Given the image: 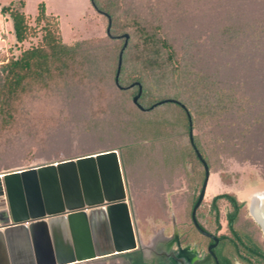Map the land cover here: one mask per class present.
<instances>
[{
  "label": "trees",
  "instance_id": "1",
  "mask_svg": "<svg viewBox=\"0 0 264 264\" xmlns=\"http://www.w3.org/2000/svg\"><path fill=\"white\" fill-rule=\"evenodd\" d=\"M227 1L232 2L234 9L228 11L229 15L225 13L227 16L216 15L214 20L207 16V9L194 12L175 9L180 4L178 0L171 5L167 0H94V10L102 16L107 28L109 16L112 20L110 33L106 29L104 37L78 38L72 43L64 41L60 17L49 12L45 3L39 4L34 23L25 11L26 0L1 4V14L11 21L15 45L7 58L1 55L0 133L16 122L28 98L56 91V85L72 88L73 82L84 80L89 73L85 69L98 62L101 51L103 56L113 51L115 60L109 69L113 87L133 101L141 85L139 103L145 109L133 101L138 115L124 120L123 126L133 141L117 148L105 145L106 149L88 154L120 149L126 166L124 150L127 149L131 151L132 164L143 165L150 152L146 145L149 143L159 148L157 159L152 157L156 165L186 169L191 161L201 167V170L195 169V173L203 182L205 168L190 140L186 110L176 102H164L151 108L159 101L176 99L192 116L194 142L210 172L215 153L264 157V16L262 19L251 16L255 12L263 14L264 0ZM243 14L251 16L248 23L237 22ZM38 32L42 34L40 40L24 47V42ZM126 33L129 39L123 51L118 85L116 73ZM80 71L83 73L78 76ZM119 104L116 102L117 107ZM161 107L177 113L168 115L159 110ZM197 117L209 123L208 141L218 152L210 151L213 149H209V144L194 134ZM112 129L108 127L102 132L105 137L102 139L110 140L105 142L120 141V134ZM182 137L187 138L185 146L178 143L177 139ZM90 139L88 137V143L92 142ZM6 142L9 146L10 140ZM198 196L194 194L191 201L190 226H193L191 212ZM220 201L233 209L226 216L235 238L227 241L235 243L240 260L255 264L246 249L255 251L257 248L237 227L245 203L234 193L215 195L209 212L218 219ZM201 210L198 209V216ZM204 216L206 214L202 213ZM263 251L259 249V257L264 258Z\"/></svg>",
  "mask_w": 264,
  "mask_h": 264
},
{
  "label": "rangeland",
  "instance_id": "2",
  "mask_svg": "<svg viewBox=\"0 0 264 264\" xmlns=\"http://www.w3.org/2000/svg\"><path fill=\"white\" fill-rule=\"evenodd\" d=\"M10 1L12 0H0V4ZM167 1L171 5L177 0ZM178 1L180 4L175 9L186 12L207 9L205 11L207 16L214 20L216 15L227 16L230 14L228 11L234 9L232 2L227 0ZM40 3H45L49 12L59 15L65 42L72 43L78 38L106 35V24L102 16L94 10L91 0H26L25 11L32 23ZM246 16L243 14L237 22L248 23L251 16L262 19L264 12L263 14L255 12L248 16L249 18ZM77 27L81 29L78 31ZM41 35V32H38L37 36H32L25 41L23 46L29 47L36 44ZM14 45L11 21L6 20L0 12V49L3 48L0 50V61L3 59L1 55L4 54L7 58L11 54L10 48ZM15 50L14 48V52ZM99 55L98 62L89 64L85 69L89 73L83 77L84 80L78 79V82H73L72 88L64 89L56 85V91H47L43 95L26 100L27 106L19 115L17 114L16 122L6 132L0 133V158H2L0 173L75 158L104 150L105 145L108 148H117L125 142L133 141V137L128 135L123 123L126 118L138 115V112L133 107V101L129 95L119 94L113 87L109 69L115 60L114 52L103 56L101 51ZM78 73V76H81L83 72ZM257 86L260 90V83ZM116 102L120 103L118 107ZM159 110L168 115L177 113L173 109H162V107ZM108 127L120 134V141L105 142L110 140L102 139L105 138L102 132ZM209 127V123L197 117L194 134L208 143L209 149L215 150L210 151L215 153L218 151L213 148L207 137ZM88 137L92 138L90 139L92 142H87ZM7 140H10L9 146ZM177 140L183 146L187 145V138L182 137ZM146 145L150 152H147L143 165L138 163L133 165L131 151L127 149L124 150L126 166L121 157L127 198L137 237L142 245L150 243L165 229L172 232L175 225L189 224V209L193 195H198L203 185L202 180L195 173V169L201 170L199 165L191 161L188 162L186 169L156 165L153 159H157L155 155H160L159 148H154L149 143ZM117 151L121 156V150ZM153 156L155 157L152 158ZM262 189H264L263 156L254 154L247 158L244 155L215 153L206 195L200 208L201 213L206 214L210 220L213 219L209 207L212 198L219 193H234L238 199L248 200L251 193ZM228 208L226 202L220 201V222L223 227L226 225L225 216ZM5 209L7 205L0 204V213ZM247 215L245 206L237 227H246L249 221ZM206 216L203 217V221L213 225V222H206ZM121 255L122 253H119L76 264H114Z\"/></svg>",
  "mask_w": 264,
  "mask_h": 264
},
{
  "label": "water",
  "instance_id": "3",
  "mask_svg": "<svg viewBox=\"0 0 264 264\" xmlns=\"http://www.w3.org/2000/svg\"><path fill=\"white\" fill-rule=\"evenodd\" d=\"M94 4V0H92ZM112 20L109 16L107 32ZM120 51L116 83L122 67ZM134 103L145 109L139 98ZM190 140L205 168V178L192 210L196 212L205 198L211 175L209 165L197 148L193 137L192 116L186 106ZM121 156L117 150H105L45 163L39 166L0 173V264H70L93 260L138 248L137 233L128 202Z\"/></svg>",
  "mask_w": 264,
  "mask_h": 264
},
{
  "label": "flooded vegetation",
  "instance_id": "4",
  "mask_svg": "<svg viewBox=\"0 0 264 264\" xmlns=\"http://www.w3.org/2000/svg\"><path fill=\"white\" fill-rule=\"evenodd\" d=\"M249 196L248 200L239 199L245 203L249 218L246 227H241L242 231H240L250 237L253 245L255 244L254 247L257 248L256 252L246 249L247 254L255 264H264V258L258 255L260 248L264 250V189L255 191ZM202 203L198 209L201 208ZM198 209L197 221L208 234L196 226L191 212L193 226L175 225L172 232L165 229L146 245L140 244L138 240V248L122 252L121 258L114 264H246L237 255L235 243L227 241L235 238L227 216L224 227L221 225L220 217L219 219L213 217L212 220L206 218L207 223L213 222V225H210L203 221L201 212L199 216L197 215ZM232 210L229 207L226 215Z\"/></svg>",
  "mask_w": 264,
  "mask_h": 264
},
{
  "label": "bare ground",
  "instance_id": "5",
  "mask_svg": "<svg viewBox=\"0 0 264 264\" xmlns=\"http://www.w3.org/2000/svg\"><path fill=\"white\" fill-rule=\"evenodd\" d=\"M249 198H250V196H249ZM78 262H83V261H77V262H73V263H70V264H76V263H78Z\"/></svg>",
  "mask_w": 264,
  "mask_h": 264
},
{
  "label": "crops",
  "instance_id": "6",
  "mask_svg": "<svg viewBox=\"0 0 264 264\" xmlns=\"http://www.w3.org/2000/svg\"><path fill=\"white\" fill-rule=\"evenodd\" d=\"M1 5V4H0Z\"/></svg>",
  "mask_w": 264,
  "mask_h": 264
}]
</instances>
